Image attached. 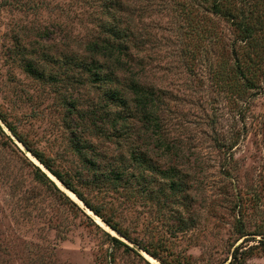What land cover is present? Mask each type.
Instances as JSON below:
<instances>
[{
    "label": "rangeland",
    "instance_id": "obj_1",
    "mask_svg": "<svg viewBox=\"0 0 264 264\" xmlns=\"http://www.w3.org/2000/svg\"><path fill=\"white\" fill-rule=\"evenodd\" d=\"M121 2L123 9L113 11L134 34L130 64L155 94V130L147 134L142 121L130 124V139L152 159L153 170L145 173L151 191L138 183L114 188V150H123L128 167L129 146L87 133L64 105L73 98L84 113L94 105L99 110L109 86L91 82L83 71L78 81L53 84L24 68L32 56L47 73L59 74V55L90 58L87 42L104 33V20L114 19L105 14L107 0H0V111L105 216L166 262L227 264L234 248L246 244L242 249L254 245L252 252L239 254L235 264H264V3L250 49L232 22L201 0ZM249 50L255 63L246 74L253 87L246 90L247 78L236 79L233 71L237 56L249 64ZM0 125V264H163L83 202L78 208L38 180L34 165L47 169ZM75 138L92 142L101 154L98 174L77 154ZM160 168L180 191L172 192ZM97 178L106 181L93 183ZM109 234L134 249L113 243Z\"/></svg>",
    "mask_w": 264,
    "mask_h": 264
},
{
    "label": "trees",
    "instance_id": "obj_2",
    "mask_svg": "<svg viewBox=\"0 0 264 264\" xmlns=\"http://www.w3.org/2000/svg\"><path fill=\"white\" fill-rule=\"evenodd\" d=\"M201 1L208 5V8L211 9V12L225 16L230 22H232V25L234 26L237 33V37L240 39L239 41L244 42L243 40H245L247 43L243 44L244 47L247 46L250 47V49L254 48V45L256 44H254V41L257 38L256 33L258 32L257 27L258 25L261 26L262 20L260 21V19L263 18L259 17L258 9H260V5L264 3V0H247L246 2H244L245 0H240V3L237 0H229L235 5V10L228 7L224 3L225 0ZM247 4L249 6L252 5L254 9L249 8V10L246 11L245 8H247ZM104 6L106 9V16L114 19L112 22L110 20H104L101 24V28L103 29L104 33L102 32L101 36L87 42L86 50L90 58L86 59L76 54V56L71 55L74 53L64 54L62 56L59 55V57H57L55 60L59 61V67L62 66L64 71L59 72V74L62 73V76L59 77L58 80L57 77L59 74L54 72H51V74L47 73V70L44 69V66L42 68L41 65L37 64V58L35 57L30 56L25 61L24 68L33 77L47 79L53 84L59 81H78L80 78L76 79L75 77L78 72L83 71L88 73L91 82L109 86V88L106 90L108 101L99 110L95 109L94 105L93 108L88 109V111L84 113L83 110H80V108L77 106V102L73 98L70 100L65 99L66 102L64 105L68 113L77 115V123L80 127H85L84 129H87V133L90 132L91 134L97 135L100 138L102 137L107 140L108 143L110 142L114 145L116 144L115 146L117 148L121 144H127L129 146L127 151L129 153L130 166L128 167L126 164H124L125 156L124 152H122L123 150H114L115 156L113 157V160L114 163H118V165L114 166L112 172L109 173L112 179L111 183L113 184L114 188H125L129 187V185L132 186V184L135 185L136 183L144 184L146 186V182L149 181V177L145 176V173H149L150 171L152 172L153 169L150 164L152 159L149 156L148 151L143 149L142 145H137L133 142V140L130 139V135H132L130 124L132 120L142 121L141 125L144 128L141 127L140 131L147 134L155 130L158 125V119L155 115L156 111L154 110L155 94L152 90V87L141 80L140 76L138 75V71L134 70V66H131L130 64L132 53L129 52L130 42H128V40L133 38L134 34L130 33L131 30L128 27L123 28L120 26L118 23V16L120 15L117 16L113 11H119L123 9L121 0H107V3ZM246 12H248V15ZM238 13H240V18ZM203 33L207 34V31H204ZM210 35L212 36V34ZM252 51L249 50L247 53V56L249 55L250 57V60L247 57V60L249 61L248 65H244L238 56L235 58L236 62L233 71L236 79L237 76H244L247 78L244 85L246 90H250L253 87V84L246 76L247 72L250 71L249 69H252L253 64L255 63V61L250 62L253 59V56H251L253 53ZM44 59L47 62L50 61L49 58L47 59L43 56L42 61H44ZM112 105L117 107L116 113L112 112ZM0 120L5 123L9 131L47 169L46 171L39 165H34L35 176L38 180L50 183L56 190L62 192L70 203L80 208L81 206H79L80 204L78 202L63 192L56 180H54L52 176L49 175V173H51L53 177L60 181L64 187L72 191L87 207H89L95 214L101 217L118 234L139 245L141 249L161 260L163 264H170L161 259L156 251L151 250L142 242L138 241L136 238H133L127 230L123 229L118 224V222H115L112 218L105 216L102 212V208L93 205L91 201L86 198V196L80 190H78L73 178L65 176V174L60 169L55 168L50 158H46L42 151L32 147L31 144H29V142L17 131L16 127L7 120L1 111ZM0 129L2 130L1 125ZM73 143L75 145L77 154L84 160H87V162L91 163V169L94 170L96 174H98V170H100V168L95 161L98 160V156L101 154L96 153L97 149L94 147V144L88 140L87 143L84 142V140L81 141L80 138H75ZM167 147L168 150L171 151L173 146L168 144ZM103 155L104 153H102V156ZM160 174H162V177L164 178H169V186L173 193L180 191L178 185L179 183L171 178L172 174L169 172L167 173L166 169L162 170L161 168ZM97 176L99 177V175ZM128 176L129 178H127ZM97 179L98 180H95L93 183L102 182L100 178ZM105 181L106 180L103 182ZM146 189L151 191L149 186H146ZM163 191V186L158 188V193L164 194ZM245 235L246 233L242 234V236ZM110 239L113 241V243L123 245L129 250L134 249L133 246H130L118 236L110 235ZM245 241H249V239L245 238ZM259 241L261 244L264 243V239ZM243 247H246V244H239L234 248L232 257L227 262V264H235L238 260L239 254L245 253L249 255V253L252 252L254 245H250L245 249H242ZM240 249H242L241 253Z\"/></svg>",
    "mask_w": 264,
    "mask_h": 264
},
{
    "label": "bare ground",
    "instance_id": "obj_3",
    "mask_svg": "<svg viewBox=\"0 0 264 264\" xmlns=\"http://www.w3.org/2000/svg\"><path fill=\"white\" fill-rule=\"evenodd\" d=\"M57 180V179H56ZM57 182H59V181H57ZM69 193H71V195H72V197H73V199L74 200H76V201H78L80 204H82V201L73 193V192H71V191H69ZM84 204V203H83ZM89 210H91V209H89Z\"/></svg>",
    "mask_w": 264,
    "mask_h": 264
},
{
    "label": "water",
    "instance_id": "obj_4",
    "mask_svg": "<svg viewBox=\"0 0 264 264\" xmlns=\"http://www.w3.org/2000/svg\"><path fill=\"white\" fill-rule=\"evenodd\" d=\"M37 165H39V164H37ZM41 167V166H40ZM73 199V198H72ZM77 202V201H76Z\"/></svg>",
    "mask_w": 264,
    "mask_h": 264
}]
</instances>
